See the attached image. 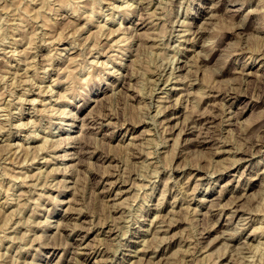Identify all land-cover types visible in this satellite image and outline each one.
I'll use <instances>...</instances> for the list:
<instances>
[{
	"label": "rangeland",
	"instance_id": "obj_1",
	"mask_svg": "<svg viewBox=\"0 0 264 264\" xmlns=\"http://www.w3.org/2000/svg\"><path fill=\"white\" fill-rule=\"evenodd\" d=\"M0 108V264H264V0H0Z\"/></svg>",
	"mask_w": 264,
	"mask_h": 264
},
{
	"label": "bare ground",
	"instance_id": "obj_2",
	"mask_svg": "<svg viewBox=\"0 0 264 264\" xmlns=\"http://www.w3.org/2000/svg\"><path fill=\"white\" fill-rule=\"evenodd\" d=\"M70 1V0H69ZM75 1H77V0H75ZM61 2V1H60ZM62 3V2H61ZM128 3H130V2H128ZM150 3V2H149ZM63 4V3H62ZM65 4V3H64ZM127 4V3H126ZM69 5V4H68ZM67 5V6H68ZM72 5V4H71ZM74 5V4H73ZM77 5V4H76ZM76 5H74V7L76 6ZM82 5V4H81ZM215 7V6H214ZM70 8H72V7H70ZM75 8H78V5H77V7H75ZM74 8V9H75ZM95 8V7H94ZM121 8V7H120ZM58 8H56V10H57ZM93 9V8H92ZM55 10V11H56ZM92 11V10H91ZM94 11V10H93ZM75 12V11H74ZM92 13H94V12H92ZM97 13V12H96ZM24 15H26V14H24ZM41 15V14H40ZM93 15V14H92ZM110 16V15H109ZM24 17V16H23ZM23 17H21V18H23ZM94 17V16H93ZM93 17H91V18H93ZM96 17V16H95ZM25 18H27V17H24V19ZM21 20V19H20ZM26 20V19H25ZM48 21V20H47ZM91 21V20H90ZM25 22H27V21H25ZM176 22V21H175ZM23 23V22H22ZM144 23V22H143ZM122 25V24H121ZM191 25V24H190ZM101 27H103V26H101ZM205 29V28H204ZM78 30V29H77ZM81 31V30H80ZM188 31V30H187ZM76 32V31H75ZM186 32V31H185ZM190 32V31H189ZM32 39V38H31ZM191 39V38H190ZM22 40V39H21ZM180 40V39H179ZM73 44V43H72ZM16 49V48H15ZM25 53V52H24ZM108 55V54H107ZM28 57V56H27ZM73 59V58H72ZM94 61V60H93ZM92 63V62H91ZM106 64V63H105ZM19 65V64H18ZM32 65V64H31ZM50 66V65H49ZM33 67V66H32ZM20 68V67H19ZM27 68V67H26ZM170 70H172V68L170 69ZM153 71V70H152ZM169 71V70H168ZM164 72V71H163ZM166 72H167V70H166ZM172 72V71H171ZM190 72V71H189ZM34 73H35V71H34ZM163 74V73H162ZM169 75H170V73H169ZM37 76V75H36ZM171 76V75H170ZM34 77V76H33ZM31 78V77H30ZM26 79V78H25ZM14 81V80H13ZM155 81V80H154ZM153 81V82H154ZM168 81V80H167ZM173 81V80H172ZM15 82V81H14ZM31 82V81H30ZM154 84V83H153ZM27 89V88H26ZM155 90V89H154ZM156 91V90H155ZM117 92V91H116ZM189 92V91H188ZM154 93V92H153ZM165 93V92H164ZM180 95V94H179ZM178 95V96H179ZM181 96V95H180ZM159 98H160V96H159ZM178 99V98H177ZM35 100V99H34ZM99 101V100H98ZM100 101H101V99H100ZM179 101V100H178ZM23 102V101H22ZM159 103V102H158ZM178 103V102H177ZM173 105V104H172ZM165 106V105H164ZM4 107V106H3ZM51 108H53V107H51ZM167 108V107H166ZM1 109V108H0ZM157 109V108H156ZM165 109V108H164ZM226 110V109H225ZM65 112V111H64ZM66 113H68V112H66ZM65 113V114H66ZM64 114V115H65ZM156 114V113H155ZM230 114V113H229ZM67 116H68V114H67ZM67 116H65L64 118V120L65 121H69L67 118ZM187 120V119H186ZM33 121L34 120H32V123H33ZM223 121V120H222ZM195 123V122H194ZM24 124V123H23ZM64 124H68V122L67 123H64ZM199 124V123H198ZM1 126V125H0ZM20 126H22V125H20ZM89 126V125H88ZM196 126H197V124H196ZM199 126V125H198ZM5 127V126H4ZM4 127H3V129H4ZM2 129V130H3ZM1 130V129H0ZM179 134V133H178ZM38 135V134H37ZM80 140V139H79ZM43 142H45L46 143V141H43ZM6 145V144H5ZM18 146V145H17ZM41 146V145H40ZM43 146H44V144H43ZM26 148V147H25ZM42 148V147H41ZM43 149V148H42ZM232 150V149H231ZM47 151V150H46ZM16 152V151H15ZM249 152V151H248ZM65 154V153H64ZM252 154V153H251ZM23 155H24V153H23ZM25 156V155H24ZM2 158V157H1ZM25 158V157H24ZM34 158H36V157H34ZM45 158V157H44ZM239 159V158H238ZM235 160V159H234ZM236 161H237V159H236ZM238 161H240V160H238ZM24 162V161H23ZM72 165V164H71ZM67 166V165H66ZM59 168V167H58ZM72 168V167H71ZM226 168V167H225ZM236 173V172H235ZM241 177V176H240ZM199 178V177H198ZM39 180H40V178H39ZM67 181V180H66ZM36 182V181H35ZM35 182H34V184H35ZM40 184V183H39ZM1 186V185H0ZM41 187V186H40ZM68 188V187H67ZM10 192V191H9ZM252 193V192H251ZM27 194V193H26ZM29 194V193H28ZM243 196V195H242ZM247 196V195H246ZM29 197V196H28ZM250 197V196H249ZM207 198V197H206ZM31 200V199H30ZM3 204V203H2ZM245 204V203H244ZM212 205V204H211ZM183 206V205H182ZM214 206H216V205H213L212 207H214ZM217 207V206H216ZM248 209V208H247ZM4 210V209H3ZM68 210H70V209H68ZM68 210H66V211H68ZM249 210V209H248ZM13 211V210H12ZM179 211V210H178ZM234 211H236V210H234ZM233 211V212H234ZM6 212V211H5ZM14 212V211H13ZM12 212V213H13ZM208 212V211H207ZM230 212V211H229ZM9 213H11V212H9ZM236 213H238V211H236V212H234V214L233 215H235ZM241 213H239V214H237V215H235L234 216V218H236V217H240L239 215H240ZM160 216V215H159ZM162 216H164V215H162ZM245 216V215H244ZM21 217V216H20ZM231 217V216H230ZM232 219V218H231ZM241 219V218H240ZM246 219V218H245ZM60 220V219H59ZM260 220V219H259ZM239 221V220H238ZM244 221V220H243ZM50 222H54V220L53 221H50ZM227 222V221H226ZM256 222V221H255ZM263 222V221H262ZM161 223V222H160ZM167 227V226H166ZM256 227V226H255ZM261 227V226H260ZM2 228V227H1ZM18 228V227H17ZM262 229V228H261ZM158 230H159V228H158ZM226 230V229H225ZM254 230V229H253ZM58 231V230H57ZM113 231V230H112ZM164 231V230H163ZM224 231V230H223ZM228 231V230H227ZM167 232V231H166ZM251 232V231H250ZM4 234V233H3ZM69 234V233H68ZM159 234V233H158ZM230 234V233H229ZM12 235V234H11ZM156 235H154V237H155ZM162 236H164V235H162ZM253 236V235H252ZM69 237V236H68ZM153 237V238H154ZM157 237V236H156ZM220 237V236H219ZM83 238V237H82ZM251 238V237H250ZM254 238V237H253ZM166 239V238H165ZM147 240V239H146ZM144 241V240H143ZM166 241H167V239H166ZM70 242V241H69ZM223 242V241H222ZM142 243H145V241L144 242H142ZM226 243V242H225ZM160 244H162V243H160ZM229 244V243H228ZM242 244V243H241ZM240 244V245H241ZM247 244V243H246ZM165 245V244H164ZM225 245V244H224ZM223 245V246H224ZM258 245V244H257ZM75 246V245H74ZM143 246V245H142ZM228 246V245H227ZM256 246V245H255ZM165 247V246H164ZM248 247V246H247ZM260 247V246H259ZM262 247V246H261ZM147 248V247H146ZM238 248V247H237ZM240 248V247H239ZM249 248V247H248ZM257 248V247H256ZM72 249V248H71ZM251 249V248H250ZM258 249V248H257ZM244 250V249H243ZM247 250V249H246ZM82 251V250H81ZM136 251V250H135ZM230 251V250H229ZM104 252V251H103ZM76 254V253H75ZM103 254V253H102ZM151 254V253H150ZM155 254V253H154ZM183 254V253H182ZM225 255V254H224ZM183 256H184V254H183ZM221 256H223V255H221ZM144 257V256H143ZM252 257V256H251ZM102 261V260H101ZM186 262V261H185ZM192 262V261H191ZM190 262V263H191ZM202 264V263H201Z\"/></svg>",
	"mask_w": 264,
	"mask_h": 264
}]
</instances>
